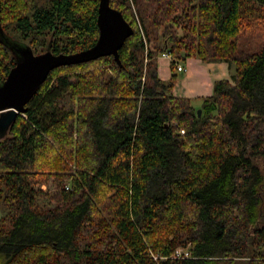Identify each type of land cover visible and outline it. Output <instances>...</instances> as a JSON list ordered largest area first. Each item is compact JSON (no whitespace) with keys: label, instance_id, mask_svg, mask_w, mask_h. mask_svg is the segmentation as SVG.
I'll return each mask as SVG.
<instances>
[{"label":"trees","instance_id":"trees-1","mask_svg":"<svg viewBox=\"0 0 264 264\" xmlns=\"http://www.w3.org/2000/svg\"><path fill=\"white\" fill-rule=\"evenodd\" d=\"M99 2L0 0V84L22 45L92 47ZM110 5L120 63L53 69L0 139V264H264V0ZM189 57L232 81L176 96Z\"/></svg>","mask_w":264,"mask_h":264},{"label":"water","instance_id":"water-1","mask_svg":"<svg viewBox=\"0 0 264 264\" xmlns=\"http://www.w3.org/2000/svg\"><path fill=\"white\" fill-rule=\"evenodd\" d=\"M97 23L99 37L90 48L74 53H54L51 50L34 53L27 45L20 46L19 56L6 79L0 84V139L5 138L26 104L37 92L49 73L60 66L74 65L113 55L120 63L119 49L133 33L119 9L110 0H100ZM201 109L198 115L201 116Z\"/></svg>","mask_w":264,"mask_h":264},{"label":"crops","instance_id":"crops-1","mask_svg":"<svg viewBox=\"0 0 264 264\" xmlns=\"http://www.w3.org/2000/svg\"><path fill=\"white\" fill-rule=\"evenodd\" d=\"M170 60V57L162 54L158 56V74L163 80L171 77ZM226 63L223 61L209 63L195 57L187 58L184 62L185 71L182 72L184 73L183 77L175 85L174 94L191 98L212 95L215 81L221 79L232 81L233 69L230 68L229 70Z\"/></svg>","mask_w":264,"mask_h":264},{"label":"rangeland","instance_id":"rangeland-1","mask_svg":"<svg viewBox=\"0 0 264 264\" xmlns=\"http://www.w3.org/2000/svg\"><path fill=\"white\" fill-rule=\"evenodd\" d=\"M42 2V0H32V4L34 3V4H40ZM196 58V57H195ZM187 60V59H186ZM213 62H215V61H210L209 63H213ZM217 62V61H216ZM223 62H225V61H223ZM183 66H184V62L183 63H181ZM226 64H228V68H229V70H230V68H232L233 69V71H232V73L234 72V67L232 66L231 67V65L229 64V63H226ZM185 67V66H184ZM222 69H224V68H222ZM231 69V70H232ZM184 74V73H183ZM230 75H231V71H230ZM199 104V102L196 100V101H194V105H198ZM43 189L44 190H46V189H54V185L53 184H50V185H44L43 186ZM178 251H182V253L184 252V251H188V249L187 248H178L177 249V251H176V253H175V255L178 253ZM155 257V259H157V256H154ZM183 257V256H182Z\"/></svg>","mask_w":264,"mask_h":264},{"label":"built area","instance_id":"built-area-1","mask_svg":"<svg viewBox=\"0 0 264 264\" xmlns=\"http://www.w3.org/2000/svg\"><path fill=\"white\" fill-rule=\"evenodd\" d=\"M162 55L171 58L169 52H165V53H163ZM177 71H179V72H184V71H185V67H184L181 63H178V64H177ZM182 132H184V130H182ZM176 256H177V257L189 256V253H188V251H184L183 253H182V251H178V253L176 254Z\"/></svg>","mask_w":264,"mask_h":264}]
</instances>
